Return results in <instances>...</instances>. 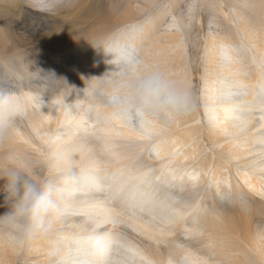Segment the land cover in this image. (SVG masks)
Wrapping results in <instances>:
<instances>
[{
  "label": "bare ground",
  "instance_id": "bare-ground-1",
  "mask_svg": "<svg viewBox=\"0 0 264 264\" xmlns=\"http://www.w3.org/2000/svg\"><path fill=\"white\" fill-rule=\"evenodd\" d=\"M33 1L45 9L56 0ZM123 1L108 0L109 9H119L116 21L133 18V9ZM237 1L238 12L226 18L239 26L240 43L236 37L211 35L202 58L200 99L208 127L204 132L218 150L211 154L200 144L203 131L196 123V109L165 124H136L113 115L86 88L88 79L115 70L104 62L111 57L91 45L113 36L138 42L147 59L166 66L189 86L194 83L183 32L178 29L182 19L173 16L168 26L177 29L173 34L153 36L164 10L145 28L133 20L120 31L93 30L82 40H69L82 45L75 58L56 62L61 69L67 63L73 66L69 78L56 70L53 59L47 61L49 57L30 62L12 56L0 69V84L19 86L29 101L12 142L0 151L34 168L43 163L39 150L46 144L51 158L57 150L67 149L87 161L99 182L85 194L80 210L120 218L122 239L114 264H264V13L261 18L255 0ZM105 5L98 9H107ZM255 6V14L249 13ZM92 10L83 17L95 19ZM112 17L107 14L99 20L103 22L99 28L108 27ZM212 23L218 26L217 21ZM148 29L149 36L140 39ZM37 71L39 78L34 80ZM17 77H23L24 83L19 84ZM183 125L187 128L181 129ZM95 137L99 139L93 144L90 140ZM94 145L111 166H99ZM28 150L33 156L25 154ZM21 256L26 264H50L43 242L28 246L0 242V264H17Z\"/></svg>",
  "mask_w": 264,
  "mask_h": 264
},
{
  "label": "clouds",
  "instance_id": "clouds-1",
  "mask_svg": "<svg viewBox=\"0 0 264 264\" xmlns=\"http://www.w3.org/2000/svg\"><path fill=\"white\" fill-rule=\"evenodd\" d=\"M91 45L111 57L104 62L115 70L88 79L86 88L113 115L136 124H165L189 114L197 105L187 82L147 59L138 42L113 36ZM33 74L34 80L39 78V71ZM16 79L24 83L23 77ZM28 104L19 86L0 84V148L12 142ZM0 182V208L4 209L0 242L16 246L43 242L50 264H114L122 239L120 218L80 210L85 194L99 182L87 161L71 150L59 149L53 154L49 175L27 163L0 161Z\"/></svg>",
  "mask_w": 264,
  "mask_h": 264
},
{
  "label": "rangeland",
  "instance_id": "rangeland-1",
  "mask_svg": "<svg viewBox=\"0 0 264 264\" xmlns=\"http://www.w3.org/2000/svg\"><path fill=\"white\" fill-rule=\"evenodd\" d=\"M96 1H98V4ZM117 1L125 3L123 0ZM33 2V0H0V69L3 68L12 56H20L24 59L27 57V59H30V62H32V59L41 60L46 59L47 57H49L47 58L48 62H52L53 59L54 63H59V61L62 62L63 59H73L82 51L79 50L82 45H72L71 42H68L69 40L74 39V42L79 41V39L82 40L84 34L91 35L90 33L93 30L96 33L100 31L99 29L103 32L120 31L124 27V23L133 20L135 23H138L137 25L145 28L148 24L147 22L155 20L159 11L163 10L165 12H160L159 15L162 14V17L158 19L157 27L155 28L156 30L153 31V36L171 35L177 31V29L174 27L169 28L168 26L171 24L173 16L180 17L182 21L178 23V29L183 32V39L187 46L186 55L188 57L190 72L192 73V79L196 80L194 83H190V87L198 100L197 105L193 110L196 109V112L199 114V119L196 123L199 128L202 127L201 131H203L202 133L200 132V135L202 136H199L201 138L200 144L202 147L207 148V153L211 154L218 151L217 149H213L210 141L206 137V133L204 132L208 127L206 125L205 118H203L204 103L201 102L200 99L202 81L199 76L203 71H205L202 58L208 45V38H210L211 35L224 37L225 39L236 37V40L239 42V35H237L239 26L237 24L228 23V19L226 18L227 16L231 14L235 15L238 12L239 1L126 0V5L130 6L134 11L133 18H119L118 21L116 20L119 15V9L116 8L115 10V7H111V9H109L110 5L108 0H56L54 4H49L45 7V9H43L44 6L42 5L35 6V3L33 4ZM255 2L258 8L256 9L257 6H255V8L249 9L248 11L249 13L255 14L256 9L260 12V16L262 18L264 13L262 9L264 6V0H255ZM103 4L107 9L100 11L98 6H103ZM123 6L124 5L122 4L120 7L122 8ZM88 8L90 10L93 9L91 12L95 14V19H97V16L99 15L97 20L83 17L85 16V13L89 11ZM216 9H221V14H216L214 11ZM111 11L112 13H110ZM101 14L103 15L101 16ZM107 14L111 15V17L113 16L108 20V22H111L112 25H110V23L108 24V27L105 26L99 28V26H101L100 24H103V22H100L101 19H103ZM37 20H45V22L37 23ZM235 20L237 21V19ZM212 21H217L218 26L216 27ZM255 25L259 26L260 22L257 21ZM93 26L95 29H93ZM126 28L127 26L123 29ZM130 29L132 30L133 27ZM236 29L237 32L235 33ZM128 32L129 31H127V33ZM150 33L149 29L145 30L140 39L144 40V36L148 34L146 36L148 37ZM75 37H78L79 39L77 40ZM151 41L152 38L147 41V43H150ZM85 47L86 44L83 42V50ZM74 51L78 52L75 54ZM35 53L39 54L36 55ZM58 63H56V70L58 72L63 71L62 73L68 76V78L70 73H72L70 76L73 75V72L70 71L71 68H73L72 65L67 63L63 65L61 69L58 67ZM251 71L252 70H250V72ZM55 74L56 73H53L52 76H55ZM184 122L185 121H182V123ZM186 128L187 126L183 125L181 129ZM98 139L99 137L92 138L90 142L94 144V141ZM49 145L50 144H46L41 150H39L43 156V163L35 165L36 171L39 173L41 172L44 175H49L52 171V158L49 155ZM94 149L96 150V154L101 159L99 166H111L105 164L109 162L105 159L106 155L102 153L101 149L96 148L95 145ZM33 150L38 152L35 148H33ZM32 152V150H28L25 154L33 156ZM16 157L17 156L15 155H4V152L0 151V161L5 160L9 163L19 164L18 162H14ZM204 157L205 156H202L201 158ZM234 175H236V173L233 171V176ZM99 188L102 189V185H99ZM104 194V192H101V197H104ZM17 264H26L24 263L22 256Z\"/></svg>",
  "mask_w": 264,
  "mask_h": 264
},
{
  "label": "snow or ice",
  "instance_id": "snow-or-ice-1",
  "mask_svg": "<svg viewBox=\"0 0 264 264\" xmlns=\"http://www.w3.org/2000/svg\"><path fill=\"white\" fill-rule=\"evenodd\" d=\"M141 126H142V123H141Z\"/></svg>",
  "mask_w": 264,
  "mask_h": 264
}]
</instances>
